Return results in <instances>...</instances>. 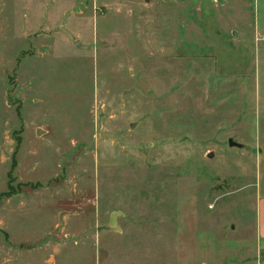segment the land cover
Listing matches in <instances>:
<instances>
[{
    "label": "rangeland",
    "instance_id": "374dc122",
    "mask_svg": "<svg viewBox=\"0 0 264 264\" xmlns=\"http://www.w3.org/2000/svg\"><path fill=\"white\" fill-rule=\"evenodd\" d=\"M262 37L264 0H0V264L264 259Z\"/></svg>",
    "mask_w": 264,
    "mask_h": 264
},
{
    "label": "crops",
    "instance_id": "0c3cea01",
    "mask_svg": "<svg viewBox=\"0 0 264 264\" xmlns=\"http://www.w3.org/2000/svg\"><path fill=\"white\" fill-rule=\"evenodd\" d=\"M257 236L264 241V196L258 200V223H257ZM254 264H264V259L257 261Z\"/></svg>",
    "mask_w": 264,
    "mask_h": 264
},
{
    "label": "water",
    "instance_id": "95a60500",
    "mask_svg": "<svg viewBox=\"0 0 264 264\" xmlns=\"http://www.w3.org/2000/svg\"><path fill=\"white\" fill-rule=\"evenodd\" d=\"M74 45H76L77 47H80V48H85L86 47L85 45H83L80 42L79 39H76L74 41ZM228 145L229 146H241V143H239V142L233 140L231 137H229L228 138ZM262 151L264 152V144L262 146ZM209 155H211V154H209ZM116 215H117V211H114V212L111 213V216H110V225H112L114 229L118 228L117 225H116V218H115Z\"/></svg>",
    "mask_w": 264,
    "mask_h": 264
},
{
    "label": "built area",
    "instance_id": "2783aa9c",
    "mask_svg": "<svg viewBox=\"0 0 264 264\" xmlns=\"http://www.w3.org/2000/svg\"><path fill=\"white\" fill-rule=\"evenodd\" d=\"M261 46L264 48V37H262V39H261Z\"/></svg>",
    "mask_w": 264,
    "mask_h": 264
}]
</instances>
